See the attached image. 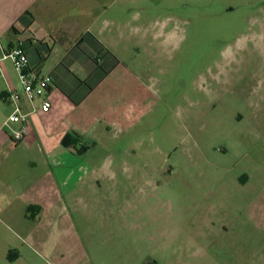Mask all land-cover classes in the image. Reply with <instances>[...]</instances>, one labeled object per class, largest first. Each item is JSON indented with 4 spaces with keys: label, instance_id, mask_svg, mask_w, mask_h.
I'll list each match as a JSON object with an SVG mask.
<instances>
[{
    "label": "rangeland",
    "instance_id": "1",
    "mask_svg": "<svg viewBox=\"0 0 264 264\" xmlns=\"http://www.w3.org/2000/svg\"><path fill=\"white\" fill-rule=\"evenodd\" d=\"M53 3L55 21L76 18ZM86 12L119 64L95 63L101 77L83 82L90 94L75 111L83 132L67 135L96 141L90 162L114 175L68 206L53 238L38 225L40 264H211L201 217L216 219L226 202L215 191L233 178L218 171L264 183V0H102ZM53 39L43 73L70 45L62 31Z\"/></svg>",
    "mask_w": 264,
    "mask_h": 264
},
{
    "label": "crops",
    "instance_id": "2",
    "mask_svg": "<svg viewBox=\"0 0 264 264\" xmlns=\"http://www.w3.org/2000/svg\"><path fill=\"white\" fill-rule=\"evenodd\" d=\"M53 1L0 0V36L7 40L0 48L25 43L29 64L43 73L41 68L46 55L34 47L35 41L47 44L45 38L48 37L55 45L53 37L62 31L69 35L70 44L60 52L53 68L44 73L53 78L47 95L49 111H37L29 116L25 139L19 144H14L3 128L11 111L3 97L8 88H18L17 76L14 80L10 77L9 60L0 56V264H40L42 255L31 243L39 241L38 225L44 220L47 233L43 240L53 238L58 231L57 218L68 217V206L75 200L89 199L101 180L114 175L110 168L90 162L96 160L95 155L93 159L88 156L97 146L96 141L90 143L89 138L78 136L75 145L65 147L61 143L68 133L83 132L79 125L83 118L75 111L90 94V90L81 89L83 82L93 76L97 83L101 77L97 71L102 70V66L95 63L101 61L111 65V69L119 64L98 34L89 35L92 31L86 10L91 3L97 8L102 0H63L64 7L72 8L76 18L59 16L56 21L53 14L49 15L52 11L55 13ZM25 13L28 15L18 21ZM8 33L12 36L6 37ZM53 49L54 46L49 47V52ZM63 64L68 66L65 68L74 81L66 80L61 74L59 66ZM77 146L87 149L75 152ZM218 172L230 173L233 178L229 179L230 187L219 186L215 191L226 202L224 207H214L216 219L201 217L200 223L215 246V250L204 251V256L210 258L211 264H249L255 253L250 252L247 243L255 241L259 251L253 257L259 258L258 264H264V183L251 185L247 175L237 177L231 175L232 170ZM261 172L264 175V171ZM82 193H85L83 199ZM235 240L241 243L240 251L232 248Z\"/></svg>",
    "mask_w": 264,
    "mask_h": 264
},
{
    "label": "built area",
    "instance_id": "3",
    "mask_svg": "<svg viewBox=\"0 0 264 264\" xmlns=\"http://www.w3.org/2000/svg\"><path fill=\"white\" fill-rule=\"evenodd\" d=\"M0 50L2 59L10 61L18 81V88H8L3 97L11 109L3 128L10 134L12 142L19 144L25 139L29 116L37 111H49L47 95L53 85V78L29 64L20 44Z\"/></svg>",
    "mask_w": 264,
    "mask_h": 264
},
{
    "label": "trees",
    "instance_id": "4",
    "mask_svg": "<svg viewBox=\"0 0 264 264\" xmlns=\"http://www.w3.org/2000/svg\"><path fill=\"white\" fill-rule=\"evenodd\" d=\"M27 15H28L27 13L23 14V15L19 18L18 21H22ZM13 30H14V27L12 26V27H11V31H13ZM20 45L24 48L25 43H21ZM34 47H36L38 51H41L42 53H44V55H46V54L49 52V47H48V45L45 44V43H42V42H40V41H35ZM24 51H25V49H24ZM41 57H42V56H41ZM61 143H62L63 146L68 147V146H70V145H75V139L72 138V137L69 136V135H66V136H64V138L62 139V142H61ZM86 149H87L86 146H81L80 148L76 149V152H79V153H80V152L85 151Z\"/></svg>",
    "mask_w": 264,
    "mask_h": 264
}]
</instances>
